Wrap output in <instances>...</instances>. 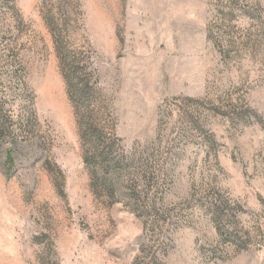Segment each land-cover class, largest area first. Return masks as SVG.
<instances>
[{"label":"rangeland","instance_id":"374dc122","mask_svg":"<svg viewBox=\"0 0 264 264\" xmlns=\"http://www.w3.org/2000/svg\"><path fill=\"white\" fill-rule=\"evenodd\" d=\"M0 264H264V0H0Z\"/></svg>","mask_w":264,"mask_h":264},{"label":"trees","instance_id":"16d2710c","mask_svg":"<svg viewBox=\"0 0 264 264\" xmlns=\"http://www.w3.org/2000/svg\"><path fill=\"white\" fill-rule=\"evenodd\" d=\"M58 48L59 44H58ZM60 58L62 60V62H66L68 63L69 68L73 71V73L78 74L79 72V64L80 61L77 58V56H70L67 55L66 53H61L60 50ZM75 88H77V90H79V88H81L82 90V83L81 81L75 79V81H73ZM87 88V87H86ZM84 88V89H86ZM85 135L92 137V139H95L97 141L96 143V148H97V154L95 156H93L94 158H98V159H103V162H105V164L112 166L113 164H117L118 159L117 157L109 151V149H107L106 147V143L105 141L102 139V135H101V131L99 130V128L97 127V125H95V123H92V119L89 120V122L87 123L86 127H85ZM7 169H8V173L12 172V164H13V157L11 156V154L8 156V161H7Z\"/></svg>","mask_w":264,"mask_h":264}]
</instances>
